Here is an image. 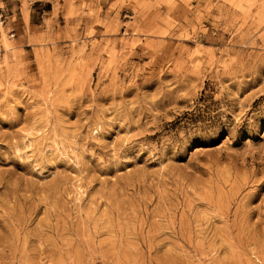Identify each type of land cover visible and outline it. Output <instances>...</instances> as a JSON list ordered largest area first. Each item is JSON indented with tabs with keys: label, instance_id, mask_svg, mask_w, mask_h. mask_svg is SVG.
I'll list each match as a JSON object with an SVG mask.
<instances>
[{
	"label": "rangeland",
	"instance_id": "obj_1",
	"mask_svg": "<svg viewBox=\"0 0 264 264\" xmlns=\"http://www.w3.org/2000/svg\"><path fill=\"white\" fill-rule=\"evenodd\" d=\"M0 264H264V0H0Z\"/></svg>",
	"mask_w": 264,
	"mask_h": 264
}]
</instances>
